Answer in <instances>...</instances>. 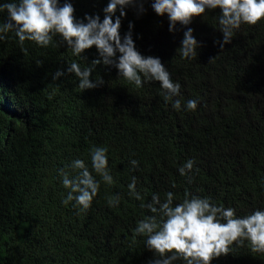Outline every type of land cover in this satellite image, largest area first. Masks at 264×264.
<instances>
[{
  "label": "trees",
  "instance_id": "16d2710c",
  "mask_svg": "<svg viewBox=\"0 0 264 264\" xmlns=\"http://www.w3.org/2000/svg\"><path fill=\"white\" fill-rule=\"evenodd\" d=\"M108 2L71 0L77 19L103 20ZM151 3L143 0V12L139 0L125 8L121 36L131 22L137 50L161 58L181 84L182 105L198 101L195 111H175L159 95V82L137 89L103 63L90 77L103 83L80 90L69 62L91 66L99 58L95 46L83 58L72 56L58 35L47 48L25 41L26 52L14 32L0 41V264H149L154 253L133 229L151 213L128 196L133 175L145 202L152 193L163 200L167 191L179 202L187 190L239 216L264 208V19L242 24L221 49L219 8L170 32L167 14H156ZM7 20L0 13V23ZM187 27L201 43L197 56L184 60L177 49ZM57 70L65 74L53 80ZM93 145L109 149L114 183L101 182L92 206L77 214L61 203L67 190L56 170L77 157L90 167ZM130 158L140 161L139 170L130 169ZM189 158L191 183L178 172ZM116 194L120 205L111 208L105 197ZM211 264H264V253L234 244Z\"/></svg>",
  "mask_w": 264,
  "mask_h": 264
},
{
  "label": "clouds",
  "instance_id": "9594fccd",
  "mask_svg": "<svg viewBox=\"0 0 264 264\" xmlns=\"http://www.w3.org/2000/svg\"><path fill=\"white\" fill-rule=\"evenodd\" d=\"M137 3L138 0H109L103 8L105 15L101 20L99 14H85L83 19H77L71 0H63V3L61 0H0V13L6 12L8 17L6 22L0 23V41L6 40L9 32H14L20 48L26 52L25 41L47 48L58 35L72 56L83 58L85 50L95 46L99 58L94 59L91 66L82 68L75 60L69 62L67 72L78 78L80 90L103 83L100 78L96 81L90 79L95 66L103 63L115 67L119 78L137 89L153 81L159 82V95L175 111H195L198 101L188 99L182 105L178 98L181 96V84L171 79L161 58L143 55L137 50L131 22L129 31L121 36V17L126 15L125 8ZM151 7L158 15L167 14L170 32L177 30L178 23L187 26L194 16L219 8L217 28L223 38L216 43L221 49L231 43L234 32L242 24L255 25L264 19V0H152ZM118 8L120 15L116 16ZM144 10L143 0H139V11ZM193 31L187 27L183 33L177 49L181 59L197 56L201 42ZM64 74L63 70H57L53 80ZM108 152L107 147L93 145L88 154L90 167L85 159L77 157L56 170L60 183L67 190L61 198L64 206L71 205L77 214L87 211L100 190L101 182L106 185L114 183ZM194 164L195 160L189 158L178 168L179 174L189 183L192 182L189 173L193 171ZM128 166L137 171L140 161L130 158ZM69 168L75 174L66 170ZM137 182L135 175L130 177L126 185L128 196L140 201L139 207L147 209L151 215H143L137 220L133 237H144V245L154 253L149 264H211L214 258L227 255L234 244L243 246L245 242L252 253H264V208L239 216L234 207L217 205L209 197L187 190L179 202H174L178 198L173 191H167L163 200L159 193H152L151 199L145 202V196L137 189ZM171 187L175 188L176 183L173 182ZM105 200L109 207L117 208L121 197L119 194L107 195Z\"/></svg>",
  "mask_w": 264,
  "mask_h": 264
}]
</instances>
